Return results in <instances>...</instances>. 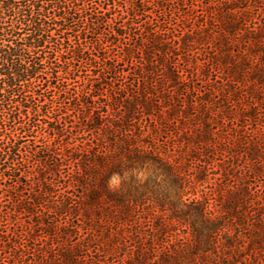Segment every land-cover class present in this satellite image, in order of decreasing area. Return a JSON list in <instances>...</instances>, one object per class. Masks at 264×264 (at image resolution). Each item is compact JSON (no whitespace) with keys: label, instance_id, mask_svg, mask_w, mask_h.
Listing matches in <instances>:
<instances>
[{"label":"trees","instance_id":"trees-1","mask_svg":"<svg viewBox=\"0 0 264 264\" xmlns=\"http://www.w3.org/2000/svg\"><path fill=\"white\" fill-rule=\"evenodd\" d=\"M207 1L0 0V264H264V0Z\"/></svg>","mask_w":264,"mask_h":264},{"label":"rangeland","instance_id":"rangeland-1","mask_svg":"<svg viewBox=\"0 0 264 264\" xmlns=\"http://www.w3.org/2000/svg\"><path fill=\"white\" fill-rule=\"evenodd\" d=\"M198 1V2H197ZM185 0V4H187V5H189V4H193V3H195V4H198V5H200L201 7H205L206 6V4H208L209 3V1H207V0ZM182 4V3H181ZM165 8L167 9V10H173V11H175V9H179V6H177V5H175V6H173V5H171V6H165ZM183 8V7H182ZM188 8V7H187ZM187 8H184V9H187ZM181 9V8H180ZM202 8H200L199 9V13H198V15H200L202 18H203V14H205V12L203 13V11H205V10H203ZM178 14V13H177ZM160 20L161 21H163V22H165V21H167V20H169V19H167L165 16H163V17H161L160 18ZM199 51V57L200 58H204V56H205V49H204V47L202 46V47H200V49L198 50ZM196 83H198V85L199 86H197L199 89H201L202 87V83H200L199 84V82H196ZM242 161H239L238 162V164L241 166V163ZM252 178H254L253 176H252ZM252 178H251V180L250 181H252V182H254V180H252ZM214 183H215V180L214 181H210V183H207V184H205L204 185V187L203 188H205L206 190H208L209 191V189L212 187V186H214ZM6 205H9L8 203H6ZM8 207H10V206H8ZM11 208V207H10Z\"/></svg>","mask_w":264,"mask_h":264}]
</instances>
